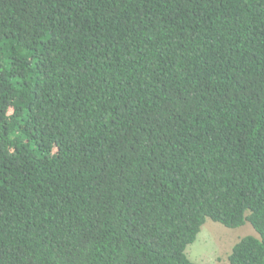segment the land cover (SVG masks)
<instances>
[{
	"label": "trees",
	"instance_id": "obj_1",
	"mask_svg": "<svg viewBox=\"0 0 264 264\" xmlns=\"http://www.w3.org/2000/svg\"><path fill=\"white\" fill-rule=\"evenodd\" d=\"M208 218L264 264V0H0V264H202Z\"/></svg>",
	"mask_w": 264,
	"mask_h": 264
},
{
	"label": "rangeland",
	"instance_id": "obj_2",
	"mask_svg": "<svg viewBox=\"0 0 264 264\" xmlns=\"http://www.w3.org/2000/svg\"><path fill=\"white\" fill-rule=\"evenodd\" d=\"M258 235L247 221L243 226L230 228L210 218L202 226L197 240L188 246L191 259L202 264H231L229 254L234 244L242 237Z\"/></svg>",
	"mask_w": 264,
	"mask_h": 264
}]
</instances>
